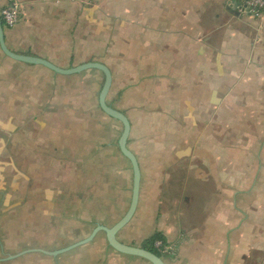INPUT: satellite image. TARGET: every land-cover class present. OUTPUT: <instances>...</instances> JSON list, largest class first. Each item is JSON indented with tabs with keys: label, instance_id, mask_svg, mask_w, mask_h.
<instances>
[{
	"label": "crops",
	"instance_id": "0c3cea01",
	"mask_svg": "<svg viewBox=\"0 0 264 264\" xmlns=\"http://www.w3.org/2000/svg\"><path fill=\"white\" fill-rule=\"evenodd\" d=\"M16 1L11 52L110 70L106 103L128 118L140 169L131 239L117 238L143 247L159 234L175 248L166 264H264V13L241 0ZM103 81L0 49V264H150L102 231L48 253L113 225L130 202Z\"/></svg>",
	"mask_w": 264,
	"mask_h": 264
},
{
	"label": "water",
	"instance_id": "95a60500",
	"mask_svg": "<svg viewBox=\"0 0 264 264\" xmlns=\"http://www.w3.org/2000/svg\"><path fill=\"white\" fill-rule=\"evenodd\" d=\"M0 49L5 55L13 59L31 63V64H40L55 72L62 73V74L77 73L87 68H94V69L100 70L104 75V81H103L102 87L98 95L99 106L106 115L118 120L122 124V131L118 138V148L121 154L129 161L130 166H131V171H132L131 196H130V202H129L127 210L125 211L123 216L113 225L105 226L102 224H97L92 229V231L87 237L67 247H64L60 250H56V251L48 252V253H50L51 255H56L59 252H65L79 245L86 244L92 241L98 232L102 231L105 234L108 246L114 249L115 251L122 253V254L142 258L148 261L150 264H166L164 259L161 256H158L157 254L143 247H138V246L123 243L117 238L118 232L129 223V221L132 219L135 213V210L138 204V198H139L140 169H139V164L137 162L136 157L126 146L127 139H128L129 132H130V123H129L128 118L126 117L125 114H123L119 110H116L110 107L106 103V96L108 94V91L111 85V73L108 67L98 62H88L80 66H77L75 68L65 70V69H60L56 67L55 65H53L52 63L44 59H41V58L15 54L11 52L6 46V43L4 40V30H3V25H2L1 20H0Z\"/></svg>",
	"mask_w": 264,
	"mask_h": 264
},
{
	"label": "built area",
	"instance_id": "2783aa9c",
	"mask_svg": "<svg viewBox=\"0 0 264 264\" xmlns=\"http://www.w3.org/2000/svg\"><path fill=\"white\" fill-rule=\"evenodd\" d=\"M244 11H250L254 15L264 13V0H241ZM1 21L6 26H14L20 17V8L16 0H10L8 5L0 10ZM153 247L162 255L170 256L175 253L173 245L164 242L162 239H156L153 242Z\"/></svg>",
	"mask_w": 264,
	"mask_h": 264
},
{
	"label": "rangeland",
	"instance_id": "374dc122",
	"mask_svg": "<svg viewBox=\"0 0 264 264\" xmlns=\"http://www.w3.org/2000/svg\"><path fill=\"white\" fill-rule=\"evenodd\" d=\"M117 193V192H116ZM115 194V193H114ZM111 203H120L119 198L117 197V194L115 195L114 198H111ZM112 204H111V209H112ZM126 210V209H125ZM125 210L123 209V211H121V213L119 214V216H121V214H123V212H125ZM109 214L111 213V216H113L112 212H108ZM112 223V222H111ZM118 237L123 240V241H129L131 238H129V235L126 231H124V229H122L119 233H118ZM162 257V256H161ZM164 258V257H162Z\"/></svg>",
	"mask_w": 264,
	"mask_h": 264
},
{
	"label": "trees",
	"instance_id": "16d2710c",
	"mask_svg": "<svg viewBox=\"0 0 264 264\" xmlns=\"http://www.w3.org/2000/svg\"><path fill=\"white\" fill-rule=\"evenodd\" d=\"M1 20V17H0ZM2 25L4 26V23L2 21ZM157 238H159V234L155 233L154 235L150 236L144 243L143 247L155 254H157L158 256H162L154 247H153V242L154 240H156Z\"/></svg>",
	"mask_w": 264,
	"mask_h": 264
}]
</instances>
